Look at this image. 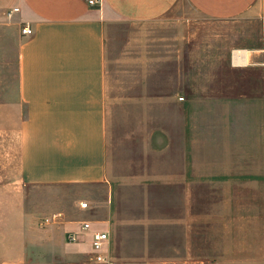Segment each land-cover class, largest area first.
Instances as JSON below:
<instances>
[{
    "label": "crops",
    "instance_id": "obj_1",
    "mask_svg": "<svg viewBox=\"0 0 264 264\" xmlns=\"http://www.w3.org/2000/svg\"><path fill=\"white\" fill-rule=\"evenodd\" d=\"M243 113L264 0H0V264H264Z\"/></svg>",
    "mask_w": 264,
    "mask_h": 264
},
{
    "label": "rangeland",
    "instance_id": "obj_2",
    "mask_svg": "<svg viewBox=\"0 0 264 264\" xmlns=\"http://www.w3.org/2000/svg\"><path fill=\"white\" fill-rule=\"evenodd\" d=\"M150 26H146L143 28V25H132L127 26V30L132 34L136 35L135 33H146ZM113 71L112 82L113 89H119V80L121 79L120 75ZM238 126L239 130V137L243 138L239 141L244 142V144L239 145L237 152L239 153H250L255 154L257 158H262L264 160V113L259 114H239L238 115ZM261 160V159H260ZM264 164V162L262 163ZM258 165V163H257Z\"/></svg>",
    "mask_w": 264,
    "mask_h": 264
},
{
    "label": "built area",
    "instance_id": "obj_3",
    "mask_svg": "<svg viewBox=\"0 0 264 264\" xmlns=\"http://www.w3.org/2000/svg\"><path fill=\"white\" fill-rule=\"evenodd\" d=\"M100 1L101 0H88V4L91 7H97L100 5ZM22 32L24 35H31L33 33L32 29L30 27H26L25 29H23ZM180 100L182 101L183 99L181 98ZM81 207L87 208V203H82ZM47 221H45V222H47ZM82 225H83V230L88 231L90 229L89 223H83ZM107 239L108 238H107L106 233H101V232L94 233L93 241H92V249H93L95 256H96L95 257L96 262L99 264H105L107 262L105 257L101 254V251H102L104 244L107 241ZM77 241H78V234L73 233L69 236V242L70 243H76Z\"/></svg>",
    "mask_w": 264,
    "mask_h": 264
},
{
    "label": "bare ground",
    "instance_id": "obj_4",
    "mask_svg": "<svg viewBox=\"0 0 264 264\" xmlns=\"http://www.w3.org/2000/svg\"><path fill=\"white\" fill-rule=\"evenodd\" d=\"M244 56V55H243Z\"/></svg>",
    "mask_w": 264,
    "mask_h": 264
}]
</instances>
